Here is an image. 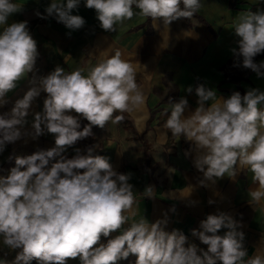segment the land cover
Returning a JSON list of instances; mask_svg holds the SVG:
<instances>
[{
  "label": "clouds",
  "instance_id": "9594fccd",
  "mask_svg": "<svg viewBox=\"0 0 264 264\" xmlns=\"http://www.w3.org/2000/svg\"><path fill=\"white\" fill-rule=\"evenodd\" d=\"M94 9L100 27L116 32L117 25L132 19L133 7L139 15L167 26L179 18L190 19L202 7L200 0H83ZM81 0H51L45 8L71 31L85 24L80 15H73ZM183 5V7H181ZM22 10L13 0H0V108L8 104V94L34 73L39 57L37 41L27 21L8 23L10 16ZM232 29L237 47L231 49L234 67H242L264 77V61L255 57L264 53V10L245 12ZM77 68L66 72L57 66L45 76L33 74L29 88L15 101L11 111L0 112V154L8 144L30 136L37 140L45 134L54 136V146L37 149L30 155L16 156L8 175H0V264L16 253V264H67L79 258L80 264H117L136 256L135 264H264V255L245 260L241 222L226 212L208 214L192 235L207 245V250L187 244L179 230L167 232V220L154 223L142 217L129 223L128 213L136 203L132 173L114 170L109 159L94 154L89 146L82 153H65L77 142L93 136V127L104 128L120 123L123 113H131L144 103L142 90L136 83V70L121 59L119 53L90 67L88 74ZM198 97L194 112L185 111L189 102L181 97L169 99L165 109L168 118L164 127L171 135L190 142L187 157L195 153L194 167L205 181L215 184L228 177L235 179L237 168L246 167L258 185L249 192L253 202L264 199V91L252 88L241 94L219 97L214 89L203 84L195 89ZM46 93L43 110L34 114L31 131L25 129L32 102ZM208 101H212L208 104ZM75 113L73 115L71 113ZM119 113V114H117ZM81 119L88 123L81 127ZM97 147V146H96ZM11 159V157H9ZM189 188V194L192 191ZM151 186L144 197L153 198ZM195 203V202H192ZM214 203L209 200V204ZM135 216V213L132 212ZM221 229H227L219 235ZM119 234L108 238L111 233Z\"/></svg>",
  "mask_w": 264,
  "mask_h": 264
},
{
  "label": "crops",
  "instance_id": "0c3cea01",
  "mask_svg": "<svg viewBox=\"0 0 264 264\" xmlns=\"http://www.w3.org/2000/svg\"><path fill=\"white\" fill-rule=\"evenodd\" d=\"M260 1L200 0L202 7L198 13L202 20L192 18L191 23H187L179 18L167 26L162 20L151 19L148 23V18L139 15V9L133 7L132 19L117 25L116 32H110L100 27L95 10L86 8L81 0V5L72 14L82 16L85 24L69 35L70 30L54 17L41 19L36 15L38 11L47 16L45 8L51 0H13L22 6V10L10 16L8 23L28 22L30 34L37 41L39 57L34 73L8 94L9 102L0 108V112L11 111L15 101L28 90V79L33 74L45 76L60 66L66 72L81 68L86 76L90 67L119 53L121 59L135 68L136 83L143 92L144 103L133 112L122 114L130 120V127L123 120L110 122L104 128L94 126L93 136L77 142L65 155L71 158L75 148L83 153L92 146L94 154L107 157L114 170L132 173L129 183L134 186L136 203L128 213L129 223L142 217L149 223L166 219L165 231L179 230L187 237L185 246L196 244L207 250L208 246L193 236L192 230L199 229L200 221L208 214L226 212L241 222L239 230L245 234L243 243L248 252L245 260L257 254L264 255V199L256 203L249 196L250 191L258 188L252 173L246 167H238L235 179L225 177L215 184L205 181L207 186H201L199 182L204 177L194 167L195 153L185 156L190 142L183 137L177 141L164 127L170 114V109L168 114L165 113L169 99L178 102L185 97L189 102L185 115L195 111L198 97L195 91L191 94L186 91L189 86L195 89L203 84L214 89L217 99L227 98L234 91L242 95L252 88L264 91V77L258 78L249 69H230L239 79L227 78L223 71L228 62L234 60L231 49L237 47L238 38L232 29L234 22ZM254 59L259 63L264 61V56ZM45 97L46 93L42 92L32 102L26 117V130L31 131L34 114L43 110ZM81 122L87 121L81 119ZM52 146V134L42 135L37 140L28 136L8 144L0 154V175H8L16 156L30 155L37 147ZM149 186L154 190L153 198L144 197V190ZM188 187L192 188L190 194ZM209 200L214 203L209 204ZM225 231L227 229H221L218 234L223 235ZM118 234L114 232L108 238L102 237L100 243H107V239ZM15 257L16 254L11 252L4 258L6 264H16ZM135 261L136 256L130 255L117 264H135ZM31 264H37V261L33 260ZM67 264H80L79 258L69 259Z\"/></svg>",
  "mask_w": 264,
  "mask_h": 264
},
{
  "label": "trees",
  "instance_id": "16d2710c",
  "mask_svg": "<svg viewBox=\"0 0 264 264\" xmlns=\"http://www.w3.org/2000/svg\"><path fill=\"white\" fill-rule=\"evenodd\" d=\"M233 2H234V0H231V3H233ZM181 7H183V5H181ZM250 10L253 11V12H255L257 10H264V0L260 1L259 3L251 5ZM192 18H196V19L202 20V17H201V15L198 12H196L195 15L193 17H191L190 19H188V18H181V19H183L187 23H191V19ZM150 21H151V19L148 18V23H150ZM257 56H264V53H261V54H259ZM233 65H234V60L231 59L228 62V64L223 68V71L227 75V78L230 77V78L239 79L240 77L236 76L235 72H231L230 71V69L234 68ZM123 117H124V119H123L124 123L128 127H130L131 126L130 120L125 115H123ZM85 124H87V122H81V127H83Z\"/></svg>",
  "mask_w": 264,
  "mask_h": 264
},
{
  "label": "built area",
  "instance_id": "2783aa9c",
  "mask_svg": "<svg viewBox=\"0 0 264 264\" xmlns=\"http://www.w3.org/2000/svg\"><path fill=\"white\" fill-rule=\"evenodd\" d=\"M19 250L13 251L15 254L18 252Z\"/></svg>",
  "mask_w": 264,
  "mask_h": 264
}]
</instances>
